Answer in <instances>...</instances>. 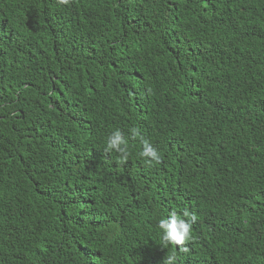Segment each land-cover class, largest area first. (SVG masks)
Returning a JSON list of instances; mask_svg holds the SVG:
<instances>
[{
  "label": "trees",
  "instance_id": "obj_1",
  "mask_svg": "<svg viewBox=\"0 0 264 264\" xmlns=\"http://www.w3.org/2000/svg\"><path fill=\"white\" fill-rule=\"evenodd\" d=\"M173 253L264 264V0H0V264Z\"/></svg>",
  "mask_w": 264,
  "mask_h": 264
},
{
  "label": "clouds",
  "instance_id": "obj_2",
  "mask_svg": "<svg viewBox=\"0 0 264 264\" xmlns=\"http://www.w3.org/2000/svg\"><path fill=\"white\" fill-rule=\"evenodd\" d=\"M56 3L58 5H68L70 0H56ZM129 139L133 141L139 139V142L142 145V151L139 153L140 158L147 161L149 166L162 162L157 149L154 148L148 140L140 137L136 129L131 130V136ZM127 145L128 139L125 138L121 131L116 130L109 135L105 151L106 153H118L119 158L116 162L120 165H124L128 162L129 158ZM183 217L187 219L181 218L177 213L172 212L169 214L168 219L159 222L158 227L162 231L160 241L162 249L172 246L179 249L184 254H187L190 251L185 245L192 241V223L196 222L197 217L195 214H190L188 211L183 213ZM175 260L176 255L173 253L164 258L163 264H175Z\"/></svg>",
  "mask_w": 264,
  "mask_h": 264
},
{
  "label": "bare ground",
  "instance_id": "obj_3",
  "mask_svg": "<svg viewBox=\"0 0 264 264\" xmlns=\"http://www.w3.org/2000/svg\"><path fill=\"white\" fill-rule=\"evenodd\" d=\"M139 121V120H138ZM252 222V221H251Z\"/></svg>",
  "mask_w": 264,
  "mask_h": 264
}]
</instances>
